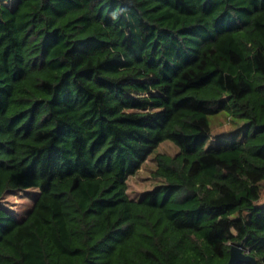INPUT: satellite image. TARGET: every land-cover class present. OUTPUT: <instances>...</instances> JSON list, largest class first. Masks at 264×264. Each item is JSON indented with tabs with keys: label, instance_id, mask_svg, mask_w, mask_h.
<instances>
[{
	"label": "trees",
	"instance_id": "trees-1",
	"mask_svg": "<svg viewBox=\"0 0 264 264\" xmlns=\"http://www.w3.org/2000/svg\"><path fill=\"white\" fill-rule=\"evenodd\" d=\"M263 184L264 0H0V264H264Z\"/></svg>",
	"mask_w": 264,
	"mask_h": 264
},
{
	"label": "rangeland",
	"instance_id": "rangeland-1",
	"mask_svg": "<svg viewBox=\"0 0 264 264\" xmlns=\"http://www.w3.org/2000/svg\"><path fill=\"white\" fill-rule=\"evenodd\" d=\"M214 117L211 118L213 120ZM230 124L227 122L225 116H219L215 119V130L227 131L230 129ZM178 151V146L173 142L167 140L162 142L158 148L157 152L175 154ZM155 153L151 154L150 157L146 159L141 168L137 171V174L131 175L128 178V193L133 199L139 198L146 190L153 188V186L158 183V180L153 177V171L156 168V161L154 160ZM33 191H12L6 195L4 198V203L7 204L10 209L15 213V215L21 217L33 206L34 196ZM262 202H264V184H263V195L261 197Z\"/></svg>",
	"mask_w": 264,
	"mask_h": 264
},
{
	"label": "water",
	"instance_id": "water-1",
	"mask_svg": "<svg viewBox=\"0 0 264 264\" xmlns=\"http://www.w3.org/2000/svg\"><path fill=\"white\" fill-rule=\"evenodd\" d=\"M243 246L232 244L230 248V258L227 264H240L243 262H249L252 264H258L254 257L250 256L243 250Z\"/></svg>",
	"mask_w": 264,
	"mask_h": 264
}]
</instances>
